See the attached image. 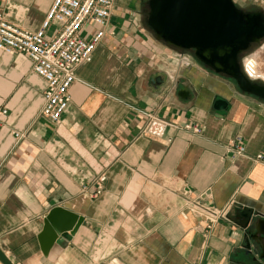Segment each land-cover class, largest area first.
<instances>
[{
	"label": "crops",
	"instance_id": "obj_1",
	"mask_svg": "<svg viewBox=\"0 0 264 264\" xmlns=\"http://www.w3.org/2000/svg\"><path fill=\"white\" fill-rule=\"evenodd\" d=\"M53 1L0 0V12L36 32ZM131 2L116 0L57 125L39 115L45 84L30 61L0 52V108L9 114L0 128V249L12 264H233L243 214L264 216V166L250 160L264 152V100L156 42ZM256 49L244 59L264 57V44ZM157 75L164 83L153 87ZM151 111L180 127L197 124L201 134L168 128L163 139L141 136ZM235 136L245 156L232 160L226 147ZM101 174V196L83 193ZM186 192L217 211L230 206L229 222L206 230L186 210ZM56 207L81 224L43 255L38 236Z\"/></svg>",
	"mask_w": 264,
	"mask_h": 264
},
{
	"label": "built area",
	"instance_id": "obj_2",
	"mask_svg": "<svg viewBox=\"0 0 264 264\" xmlns=\"http://www.w3.org/2000/svg\"><path fill=\"white\" fill-rule=\"evenodd\" d=\"M116 0H54L36 32H30L9 23L0 12V52L6 55H21L27 58L35 76L44 81L43 104L40 117L57 125L70 104L69 89L76 81V70L89 63L97 46L107 34L109 20ZM53 30L50 35L49 32ZM182 64L187 65L183 58ZM258 68L257 60L249 57L243 60L242 72L251 81H263L253 77ZM264 82V81H263ZM6 108H0V128L8 118ZM146 118L141 136L163 139L168 128H176L194 135L201 134L197 124L186 122L177 126L158 117L154 112L143 114ZM17 140L23 137L14 133ZM171 140H167L169 143ZM230 158L245 156V143L241 136H235L227 144ZM252 163L264 166V152L250 158ZM106 175L101 174L90 186H83L82 192L91 198L101 196ZM185 208L206 223V230L220 221L229 222V207L217 211L205 205L198 198L184 193Z\"/></svg>",
	"mask_w": 264,
	"mask_h": 264
},
{
	"label": "water",
	"instance_id": "obj_3",
	"mask_svg": "<svg viewBox=\"0 0 264 264\" xmlns=\"http://www.w3.org/2000/svg\"><path fill=\"white\" fill-rule=\"evenodd\" d=\"M146 24L153 39L166 47L188 52L193 59L214 75L232 80L239 91L264 100V86L249 80L242 72L244 58L261 47L264 41V12H247L233 0H149ZM164 83L157 75L153 87ZM226 106L222 100L214 108ZM242 243L233 264L264 262V216L248 211ZM81 219L60 207L51 209L43 220L38 236L41 251L47 255L60 239L73 234ZM0 264H12L0 249Z\"/></svg>",
	"mask_w": 264,
	"mask_h": 264
},
{
	"label": "rangeland",
	"instance_id": "obj_4",
	"mask_svg": "<svg viewBox=\"0 0 264 264\" xmlns=\"http://www.w3.org/2000/svg\"><path fill=\"white\" fill-rule=\"evenodd\" d=\"M148 1L149 0H132L131 2V4L134 7L133 13L137 16L142 29L145 31H150V29L146 24L147 14L149 11L146 5ZM233 2L237 7L247 12H253V11L264 12V0H233ZM256 50H257L256 48H253V50L249 52V54L256 52ZM257 63H258V68H262L264 71V57L262 55L261 56L259 55Z\"/></svg>",
	"mask_w": 264,
	"mask_h": 264
},
{
	"label": "bare ground",
	"instance_id": "obj_5",
	"mask_svg": "<svg viewBox=\"0 0 264 264\" xmlns=\"http://www.w3.org/2000/svg\"><path fill=\"white\" fill-rule=\"evenodd\" d=\"M253 73H254L253 77L262 79L264 81V71L262 68H256L255 70H253Z\"/></svg>",
	"mask_w": 264,
	"mask_h": 264
},
{
	"label": "flooded vegetation",
	"instance_id": "obj_6",
	"mask_svg": "<svg viewBox=\"0 0 264 264\" xmlns=\"http://www.w3.org/2000/svg\"><path fill=\"white\" fill-rule=\"evenodd\" d=\"M146 5H147V7H148V2H147V4H146Z\"/></svg>",
	"mask_w": 264,
	"mask_h": 264
}]
</instances>
